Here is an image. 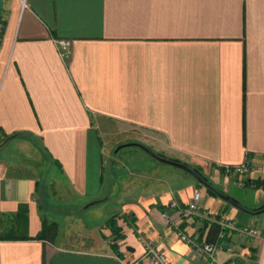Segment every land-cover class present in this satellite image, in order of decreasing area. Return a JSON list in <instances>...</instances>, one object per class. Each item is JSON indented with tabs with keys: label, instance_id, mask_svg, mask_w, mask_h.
I'll list each match as a JSON object with an SVG mask.
<instances>
[{
	"label": "crops",
	"instance_id": "0c3cea01",
	"mask_svg": "<svg viewBox=\"0 0 264 264\" xmlns=\"http://www.w3.org/2000/svg\"><path fill=\"white\" fill-rule=\"evenodd\" d=\"M131 140L264 203V184L245 183L264 182V0H0V233L26 205L29 235L0 238V264H152L149 248L168 264H264V210L151 154H114ZM246 157L239 184L222 167ZM195 190L198 210L169 204ZM51 195L107 204L98 232L71 217L57 239ZM220 218L261 233L220 238ZM216 241L213 254L195 248Z\"/></svg>",
	"mask_w": 264,
	"mask_h": 264
},
{
	"label": "rangeland",
	"instance_id": "374dc122",
	"mask_svg": "<svg viewBox=\"0 0 264 264\" xmlns=\"http://www.w3.org/2000/svg\"><path fill=\"white\" fill-rule=\"evenodd\" d=\"M132 141V140H131ZM116 146L113 148L115 150ZM137 150L139 152H146L143 148H141L138 145H125L122 146L117 152L114 154L118 156H123L129 151H134ZM149 154V153H148ZM169 166V165H168ZM190 176L194 178V176L191 173H188ZM45 177H42V180L45 182ZM209 182L215 187L219 189H224L228 194H233L237 195L238 190L240 191L241 188L232 185V182L229 184V188L224 183V176L216 173V174H210L208 175ZM42 184V183H41ZM203 186V185H202ZM204 187V186H203ZM246 189L245 187H243ZM65 196V195H64ZM63 195L58 196H53L51 195L48 198V207L50 208L49 210H44L46 216H49L50 218L55 219L58 221L59 225V234L57 235V239L60 238L61 233H65L66 229L68 228L67 225L70 223H76L78 221L76 220H70L72 217L73 219H80L79 222L77 223V228H80V225H83L82 229L84 230H89L93 228L96 232H98V227H100V222L102 219H105L106 217V212L104 210V207H107L108 205H99L102 204V202L95 203L91 207H86L82 208V206L85 205L86 202H84L83 199H80L76 202H69L67 201L66 198H64ZM66 197V196H65ZM236 198V197H235ZM110 206V205H109ZM111 207V206H110ZM83 219V220H81ZM99 225V226H96ZM79 244H82L79 242Z\"/></svg>",
	"mask_w": 264,
	"mask_h": 264
},
{
	"label": "built area",
	"instance_id": "2783aa9c",
	"mask_svg": "<svg viewBox=\"0 0 264 264\" xmlns=\"http://www.w3.org/2000/svg\"><path fill=\"white\" fill-rule=\"evenodd\" d=\"M58 44L61 46V49L63 51H66L68 47L70 46V41L67 39H59ZM251 163L249 160V157H246L242 162L233 164V165H225L224 169L225 172L229 175H232L233 177H239L238 181L239 184H243L244 180L241 179L240 177L247 173L250 170ZM200 197V191L195 190L193 193V198L184 206L180 207V203L176 198H173L170 201L171 206H176L179 207L180 211L182 214L186 215L191 211L198 210L199 209V204L198 200ZM221 230L218 232V237H224L225 228L229 229H236L238 233L245 235V234H252V235H259L261 233V230L255 226H248V225H242V226H237V224L233 220L225 219V218H220L219 220ZM179 237L183 240H187L188 236L181 230L177 231ZM223 245L219 242H203L201 244L196 245V250L200 253H208V254H213L217 249H221ZM147 255L152 264H168V258L165 252L157 249V248H149L147 249Z\"/></svg>",
	"mask_w": 264,
	"mask_h": 264
},
{
	"label": "trees",
	"instance_id": "16d2710c",
	"mask_svg": "<svg viewBox=\"0 0 264 264\" xmlns=\"http://www.w3.org/2000/svg\"><path fill=\"white\" fill-rule=\"evenodd\" d=\"M6 137H9V136H6ZM248 153H247V155L249 156ZM222 170H224V167H222ZM245 183L248 185H253V186H259V185L264 184L263 181L253 179V178H247L245 180ZM207 188L210 192L216 193V191L214 189H212L211 187L207 186ZM219 190L224 192L221 189H219ZM241 204L243 206H245L246 208H251V209H255V210L258 209V207L252 208L246 204H243V203H241ZM15 217H16L15 224L12 227L6 229L4 232L0 233V238H25V237H29V235L26 232V230H27V208H26V205H21L19 207V210L17 211ZM105 222L108 226H110L111 230L116 233L117 237H120V238L123 237V233L120 231L121 228L117 224L115 216H111V217L107 218ZM52 224H53L52 222H49L46 219H43L41 230L37 233V235L35 237L44 238L47 231L52 226ZM213 225H216L217 229L219 230L220 226L218 223H213ZM112 245L117 250V244L113 243ZM254 251H256V249H254ZM253 257L255 258L256 255L254 254Z\"/></svg>",
	"mask_w": 264,
	"mask_h": 264
},
{
	"label": "water",
	"instance_id": "95a60500",
	"mask_svg": "<svg viewBox=\"0 0 264 264\" xmlns=\"http://www.w3.org/2000/svg\"><path fill=\"white\" fill-rule=\"evenodd\" d=\"M128 144H132V145H138L141 148H143L146 152H148L149 154H151L152 156H154L155 158H157L158 160L164 161L166 163H169L171 165L177 166L179 168H182L183 170L191 173L200 183L204 184L205 186H209L212 189H214L222 198L228 200L230 203L244 209L247 211H261L264 210V203L261 204L260 206H258V209H251V208H246L245 206H243L239 200L229 194H226L220 190H218L217 188H215L207 179V177L203 174V172H201L199 169H197L194 166H191L190 164H188L187 162H184L178 158H172V157H168L165 156L164 154L154 151L152 148H150L148 145L139 142V141H129V142H122L119 143L115 150L120 149L122 146L128 145Z\"/></svg>",
	"mask_w": 264,
	"mask_h": 264
}]
</instances>
